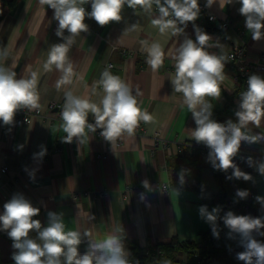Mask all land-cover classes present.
I'll return each instance as SVG.
<instances>
[{
  "label": "crops",
  "instance_id": "obj_1",
  "mask_svg": "<svg viewBox=\"0 0 264 264\" xmlns=\"http://www.w3.org/2000/svg\"><path fill=\"white\" fill-rule=\"evenodd\" d=\"M199 4L205 5L206 0H199ZM239 7L235 0L223 10L218 0L211 8L206 7L208 14L229 22L227 29L207 22L203 12L194 23L212 36L213 41L219 40L226 54L233 46H244L247 59L254 61L264 53V39L252 40ZM122 17L120 22L103 27L86 18L89 31L76 37L69 52L75 70L73 84L61 86L60 90L56 84L61 73L55 69L44 72L42 68L49 46L61 42L55 35L57 21L53 19V10L40 5L39 0H20L0 21V47L7 45L9 50L5 66H10L18 76L27 77L37 71L40 95L39 114L32 116L28 125L0 126V214L3 204L16 193H22L41 209L34 219L42 224L47 223L48 211L63 212L66 230L82 233L81 253L88 250L91 241L110 231L121 237L126 250L131 244L148 248L171 240L200 244V232L211 223L200 215V207L206 206L208 212L218 209L214 213L216 217L220 207L218 185L206 158L195 154L196 151L189 153L186 148L182 154L176 150L177 145L193 141L190 129L196 126L192 114L180 106L181 94L174 93L170 81L175 74L172 55L184 36H161L139 7L134 12L125 6ZM133 23L139 24L138 29L124 33ZM185 34L195 40L192 22L188 23ZM153 40H159L165 51L163 65L156 72L145 62L144 46ZM209 51L219 53L220 49ZM106 63L112 65L113 74L131 85L134 93L137 89L140 91L139 106L153 115L154 122H141L142 134L122 136L114 149L110 142L94 133H88V140L81 145L75 138L71 143L63 142L66 133L61 128V119L48 121L46 118L57 112L52 105L64 102L63 93L68 88L97 101L102 90L97 85L94 92L93 86ZM225 73L221 98L212 100V118L218 122L230 116V105L236 95L235 69L229 62ZM249 127L251 134L264 132V121L260 128ZM156 138L167 140L169 147L153 150ZM41 145L47 149L46 155L34 159ZM239 151L245 154L238 166L252 177L244 183L254 199L234 214L264 220V205L255 199L264 196V176L256 168L264 161V141L242 142ZM248 157L253 160L251 167ZM182 171L183 183L180 182ZM30 173H34V179L30 178ZM143 180L149 182L148 188L142 185ZM153 182L168 183L169 189L153 192L150 190ZM85 232L87 236L83 235ZM0 234V264H14L11 259L14 249L4 238L8 235L3 231ZM252 235L261 240L264 228ZM241 240L239 233L225 225L213 245L228 251L242 246Z\"/></svg>",
  "mask_w": 264,
  "mask_h": 264
},
{
  "label": "clouds",
  "instance_id": "obj_2",
  "mask_svg": "<svg viewBox=\"0 0 264 264\" xmlns=\"http://www.w3.org/2000/svg\"><path fill=\"white\" fill-rule=\"evenodd\" d=\"M235 2L240 4L238 11L245 18V28L251 33L252 40L264 39V0ZM215 3L217 0H206L205 7L211 8ZM218 3L223 10L234 0H218ZM39 4L53 10V19L57 21L55 35L61 39V42L49 46L47 59L42 64L44 72L55 69L61 73L56 84L57 90L61 86L73 84L75 70L69 52L76 37L89 31L86 18L93 19L103 27L120 22L125 6L134 12L139 7L150 17L151 25L161 36L183 35L184 39L172 55L175 74L170 81L174 93L181 94L180 106L188 109L195 122V128L190 129V138L211 150L209 160L216 169L226 172L231 168L232 176L236 179H252L249 173L241 171L234 163V157L242 142L254 144L264 141V132L251 134L252 129L249 127L260 128L264 121V77L251 74L247 78L246 90L239 95L235 121L228 119L221 123L212 118V100L221 98V84L226 78L225 65L231 57L225 53V46L219 40L213 41L212 36L195 25L201 12L199 0H39ZM86 4H90L91 11H86ZM190 22L193 23L195 40L185 34ZM138 27V23H133L125 28L124 33L134 32ZM144 47L146 64L153 72L158 71L165 57L163 44L153 40ZM213 48H219L220 52L209 51ZM8 58L9 50L4 45L0 47V121L5 126H12L18 110L40 108L39 73L32 71L27 77L18 76L10 66H5ZM111 67H105L93 86L94 92L97 85L102 90L97 101L78 95L71 88L64 91L60 110L61 128L66 133L63 142L71 143L75 138L81 145L88 140V133L100 129V136L110 142L114 149L117 140L124 135L133 136L141 122H154L153 115L139 106L137 97L140 91L137 89L134 93L129 83L111 72ZM90 115L94 123L89 122ZM40 147L41 151L34 153V159H42L46 155L47 149L43 145ZM247 162L250 167L253 166L251 157L247 158ZM256 168L264 176V161L259 162ZM30 178L34 179V173H30ZM183 178L182 171L181 183ZM141 183L145 188L149 187L147 180ZM236 195L244 199L249 192L238 189ZM143 198L141 194V200ZM255 199L264 205V196ZM40 211L22 193L14 194L3 204L0 231L6 232L13 242L11 259L14 264H129V253L119 235L110 231L106 236L91 241L88 250L81 253L82 233L79 230H66L64 213L48 211L47 223L42 224L39 219H34L40 215ZM217 211L214 208L208 212L206 206L199 209L200 215L213 223ZM224 224L242 237L244 250L236 258L244 264H264V242L252 235L254 231L264 228V220L249 215H235L229 211L224 217ZM83 235L87 236L88 233ZM213 235L218 236L215 228ZM165 264L170 262L166 261Z\"/></svg>",
  "mask_w": 264,
  "mask_h": 264
},
{
  "label": "trees",
  "instance_id": "obj_3",
  "mask_svg": "<svg viewBox=\"0 0 264 264\" xmlns=\"http://www.w3.org/2000/svg\"><path fill=\"white\" fill-rule=\"evenodd\" d=\"M19 1L20 0H0V21ZM193 151H189V153ZM209 153L210 151L206 152L203 156L206 158L208 165L212 169L218 185L217 197L220 212L216 217L215 222H211L206 230L200 232L199 235L201 243L197 244V242L194 241L177 240H171L168 243H157L160 249V253H157V251L153 250L157 244L152 245L154 247H148L149 250L151 249V253L149 252V250L143 252L136 244H131L127 247V250L129 252V264H165L166 261H169L170 264H179L180 262L176 260V256H185L186 260L184 261V264L227 263L226 257L228 251L217 249L213 245L214 239L216 237L215 235H213V228H215L216 232L219 233V231L225 226L224 217L226 216V214L229 211L235 213L238 208L246 203V198L241 199L236 195V193L238 189L247 190V188L243 179H236L234 176H232L233 169L230 168L225 172L213 167L212 162L209 160ZM195 154L202 155L198 151H196ZM234 163L238 166V163L235 160ZM228 177L232 178L229 179ZM223 194H225L230 201V205L227 207L226 214L221 211V207L225 203ZM4 238L9 243H13L8 236H4Z\"/></svg>",
  "mask_w": 264,
  "mask_h": 264
},
{
  "label": "built area",
  "instance_id": "obj_4",
  "mask_svg": "<svg viewBox=\"0 0 264 264\" xmlns=\"http://www.w3.org/2000/svg\"><path fill=\"white\" fill-rule=\"evenodd\" d=\"M201 8V12L204 13L206 17V21L211 24H216L221 29H227L229 27V22L227 20H218L216 17L212 14L207 13V8L203 4H199ZM86 11H91L90 4L84 5ZM246 47L244 46H233L227 53L228 56L231 57V60L229 63H231L235 69V75H234V82L236 84V95L233 98L231 105H230V116L225 118L221 123H224L228 119H232L233 121L236 120V117L234 113L239 110V95L241 92L246 90L247 87V78L251 74H264V53H260L256 60L249 61L246 57ZM111 65L109 63L105 64V67ZM112 66V65H111ZM112 68V67H111ZM63 103H57L52 105V108H54L57 112L55 116L46 117L48 121H52L53 119H60V110L62 108ZM39 114V109L29 111L28 109H22L18 110L14 117V126L20 127L24 125H28L30 123L31 117L34 115ZM90 123H94V119H89ZM0 126H5L2 121H0ZM100 129H97V131L94 133L96 136H100ZM143 129L142 126L139 125V127L136 129L135 134L140 135L142 134ZM169 147V142L164 139L156 138L153 143V150H164ZM187 149V151H193L196 150L200 154L205 155L206 152L211 151L205 144L203 143H197L195 140L183 144L177 145V153L182 154L184 152V149ZM244 152L238 151L237 155L234 157V160L237 163H241L243 160ZM5 169L2 168L1 172H4ZM150 189L153 192H163L169 189L168 183H160V182H153L151 184ZM254 199V194L252 192H249V195L246 197V202H251ZM261 242H264V238L259 240ZM244 249L242 246L239 247H233L228 250L226 261L229 264H244L243 261L238 260L237 254L242 252Z\"/></svg>",
  "mask_w": 264,
  "mask_h": 264
},
{
  "label": "rangeland",
  "instance_id": "obj_5",
  "mask_svg": "<svg viewBox=\"0 0 264 264\" xmlns=\"http://www.w3.org/2000/svg\"><path fill=\"white\" fill-rule=\"evenodd\" d=\"M154 247V246H152ZM151 248V247H150ZM140 250H142L143 252H146L147 250H149V248H140ZM151 250V249H150ZM149 250V252L151 253V251ZM154 251H157V253H160V249H159V246L158 244L154 247L153 249ZM176 260L178 262H180L179 264H184V261L186 260V257L185 256H176ZM227 262V261H226ZM226 264H229L228 262ZM241 264V263H240Z\"/></svg>",
  "mask_w": 264,
  "mask_h": 264
},
{
  "label": "water",
  "instance_id": "obj_6",
  "mask_svg": "<svg viewBox=\"0 0 264 264\" xmlns=\"http://www.w3.org/2000/svg\"><path fill=\"white\" fill-rule=\"evenodd\" d=\"M223 198L225 200V203L223 204V206L221 207V211L226 214L227 213V207L230 205V201L229 199L226 197L225 194H223Z\"/></svg>",
  "mask_w": 264,
  "mask_h": 264
}]
</instances>
